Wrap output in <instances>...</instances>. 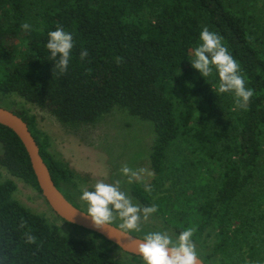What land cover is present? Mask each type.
<instances>
[{
    "label": "trees",
    "instance_id": "1",
    "mask_svg": "<svg viewBox=\"0 0 264 264\" xmlns=\"http://www.w3.org/2000/svg\"><path fill=\"white\" fill-rule=\"evenodd\" d=\"M245 3L0 0V94L18 95L73 129L94 126L115 109L151 122L153 190L142 183L132 196L141 207L155 204L154 214L175 234L194 228L195 244L213 236L211 247L197 251L206 264L264 259V209L254 193L264 176V11ZM25 22L30 32L21 29ZM58 26L74 43L63 74L46 48ZM205 26L223 37L254 89L246 109L235 106L234 93L218 92L215 69L204 78L191 65ZM11 111L28 124L56 187L80 208L68 194L72 170L33 131V117ZM0 167L41 194L24 145L2 125ZM16 189L14 180L0 181V264H124L112 256L118 246L66 221L83 235L63 233L16 200Z\"/></svg>",
    "mask_w": 264,
    "mask_h": 264
},
{
    "label": "rangeland",
    "instance_id": "2",
    "mask_svg": "<svg viewBox=\"0 0 264 264\" xmlns=\"http://www.w3.org/2000/svg\"><path fill=\"white\" fill-rule=\"evenodd\" d=\"M248 7L264 11V0H246ZM237 6H242L237 3ZM0 107L23 111L35 120L33 131L38 133L41 140H47L49 151L55 158L72 170L76 176L74 185L68 188V194L81 209L87 211L88 204L81 199L82 190H94L97 181L114 183L121 181V190L132 197L134 204H139L132 196V190L139 184H149L153 179L150 155L155 140L154 127L151 122L143 121L138 117L131 116L127 111L113 110L102 121L94 126L68 128L60 124L55 117L41 111L37 106L26 102L18 95L3 96L0 94ZM129 166L136 170L147 169L151 175L145 174L143 182H127L128 178L121 172L123 166ZM261 174H264V166ZM12 179L17 184L14 198L32 212L44 215L50 223L56 224L63 233L83 235L82 232L68 225L51 209L45 198L37 190L25 184L23 181L13 178L9 172L0 167V181ZM255 196L264 209V176L255 180ZM159 195V194H158ZM113 223L120 225L122 221L116 218ZM123 229V228H122ZM129 233L144 239L151 232H167L176 241L177 234L171 228L161 223V219L152 214L147 221L141 220L140 230H127ZM213 236L207 237L196 245V250L204 252L214 244ZM112 256L124 264H145L144 259L136 263L130 254L120 249H113ZM264 264V259L261 262Z\"/></svg>",
    "mask_w": 264,
    "mask_h": 264
},
{
    "label": "clouds",
    "instance_id": "3",
    "mask_svg": "<svg viewBox=\"0 0 264 264\" xmlns=\"http://www.w3.org/2000/svg\"><path fill=\"white\" fill-rule=\"evenodd\" d=\"M21 29L30 32L32 26L25 22ZM200 43L193 49L191 65L198 70L204 78L213 74L215 69L219 77V93H234V103L237 108L246 109L254 95V89L246 87L240 63L233 57L229 49L223 43V37L207 26L199 33ZM74 47L73 35L58 26L56 30L48 33L46 48L51 59L55 61L54 67L61 73H66L71 60V52ZM87 50L80 53V59L87 57ZM116 62H122L117 57ZM121 172L128 178L127 182H143L145 174L151 175L147 169H132L125 165ZM121 181L105 183L99 180L94 185V190H82L81 199L88 204L87 215L98 229L110 226L116 218L122 223L121 228L127 230H140L141 220L148 218L157 211L155 204L141 207L132 202V197L121 190ZM144 190L152 192L151 185L144 183ZM69 222H72L70 218ZM195 229L189 227L183 230L176 241L167 232L148 233L142 242L138 243L137 250L142 255L145 264H197L199 256L196 245L193 242ZM27 235V242L34 243L36 237Z\"/></svg>",
    "mask_w": 264,
    "mask_h": 264
},
{
    "label": "water",
    "instance_id": "4",
    "mask_svg": "<svg viewBox=\"0 0 264 264\" xmlns=\"http://www.w3.org/2000/svg\"><path fill=\"white\" fill-rule=\"evenodd\" d=\"M0 125L12 130L21 140L29 156L32 169L41 189V194L58 217L67 223L104 237L112 244L118 246L125 253L143 258L137 250L138 243L143 241L142 238L113 224L102 229L96 228L91 218L87 215V212L72 204L56 187L28 124L21 117L8 109L0 107ZM65 218H70L72 222H69V220ZM197 264L206 263L199 258Z\"/></svg>",
    "mask_w": 264,
    "mask_h": 264
}]
</instances>
